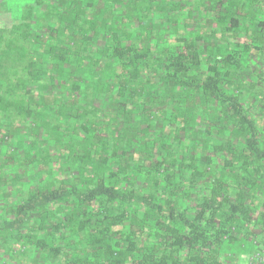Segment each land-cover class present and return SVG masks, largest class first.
Returning a JSON list of instances; mask_svg holds the SVG:
<instances>
[{"label":"trees","instance_id":"trees-1","mask_svg":"<svg viewBox=\"0 0 264 264\" xmlns=\"http://www.w3.org/2000/svg\"><path fill=\"white\" fill-rule=\"evenodd\" d=\"M5 2L0 264L264 250V0Z\"/></svg>","mask_w":264,"mask_h":264},{"label":"clouds","instance_id":"clouds-1","mask_svg":"<svg viewBox=\"0 0 264 264\" xmlns=\"http://www.w3.org/2000/svg\"><path fill=\"white\" fill-rule=\"evenodd\" d=\"M24 0H6L3 7L12 11V13L19 18L21 16V8L23 7Z\"/></svg>","mask_w":264,"mask_h":264},{"label":"built area","instance_id":"built-area-1","mask_svg":"<svg viewBox=\"0 0 264 264\" xmlns=\"http://www.w3.org/2000/svg\"><path fill=\"white\" fill-rule=\"evenodd\" d=\"M248 264H264V250L248 255Z\"/></svg>","mask_w":264,"mask_h":264},{"label":"rangeland","instance_id":"rangeland-1","mask_svg":"<svg viewBox=\"0 0 264 264\" xmlns=\"http://www.w3.org/2000/svg\"><path fill=\"white\" fill-rule=\"evenodd\" d=\"M0 1H3V0H0ZM0 128H1V126H0ZM0 144H2L1 141H0ZM0 186H2L1 183H0ZM248 257L249 256H245V257L242 258V264H248Z\"/></svg>","mask_w":264,"mask_h":264}]
</instances>
